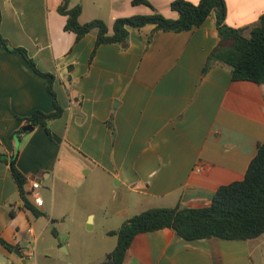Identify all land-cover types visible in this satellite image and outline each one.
<instances>
[{
  "label": "crops",
  "instance_id": "crops-1",
  "mask_svg": "<svg viewBox=\"0 0 264 264\" xmlns=\"http://www.w3.org/2000/svg\"><path fill=\"white\" fill-rule=\"evenodd\" d=\"M133 1L70 0V6H82L81 23L102 19L112 30L118 18L152 13ZM148 1L165 17H179L171 8L175 0ZM61 2L0 0L2 36L55 77L62 108L49 124L52 139L42 125L24 132L34 112L55 111L54 99L48 80L21 54L0 49V154L17 155L26 191L34 181L53 184L62 160H80L82 171L102 176L113 193H121L122 207L111 223L106 212L100 220L90 210L86 218L89 230L98 226L108 235L150 208L209 206L221 186L244 179L264 143V85L232 80L223 63L203 74L221 45L215 13L179 33L129 27L126 46L103 44L93 54L96 31L79 41L65 31ZM225 2L226 24L249 36L264 15V0ZM22 206L10 164L0 161V239L23 256L0 242V264H22L30 244L38 245L48 229L43 223L36 235L30 211ZM260 258L264 234L247 241H186L163 229L137 235L123 264H255Z\"/></svg>",
  "mask_w": 264,
  "mask_h": 264
},
{
  "label": "trees",
  "instance_id": "trees-1",
  "mask_svg": "<svg viewBox=\"0 0 264 264\" xmlns=\"http://www.w3.org/2000/svg\"><path fill=\"white\" fill-rule=\"evenodd\" d=\"M133 2L150 7L152 13L118 18L112 30L102 19L81 23L82 6L71 7L70 0H62L58 12L67 17L65 31L75 33L78 41L92 31H96L97 40L93 54L103 44L126 46L129 40V27L141 29L154 25V31L179 33L201 26L212 13H215L221 45L209 56L203 74L216 63H223L230 69L232 80L264 85V15L261 16L259 24L251 29L249 36H246L245 30L226 24L225 0H201L198 4L187 0H175L171 3V8L179 13L177 19L165 17L148 0ZM1 21L0 10V26ZM0 49L21 54L36 74L48 80V91L53 96L55 111L49 114L36 111L25 120L33 127L42 125L52 139L49 124L62 115V108L53 90L55 77L42 72L26 49L11 47L2 36L1 29ZM0 161L10 164L11 174L19 188L22 208L33 213L35 217L45 216V213L31 199L32 193L25 190L27 179L17 167V155L8 159L7 155L0 154ZM11 214L14 215L13 212ZM163 229L174 230L186 241L210 237H218L225 241H247L262 236L264 234V143L259 146L257 155L251 161L244 179L221 186L213 195L209 206L150 208L127 219L119 230L108 232L109 236L117 237V244L106 255L104 263L123 264L137 235ZM52 233L57 237L58 233L55 229ZM0 242L8 252L15 251V246L3 239H0Z\"/></svg>",
  "mask_w": 264,
  "mask_h": 264
},
{
  "label": "rangeland",
  "instance_id": "rangeland-1",
  "mask_svg": "<svg viewBox=\"0 0 264 264\" xmlns=\"http://www.w3.org/2000/svg\"><path fill=\"white\" fill-rule=\"evenodd\" d=\"M83 166L80 160H62L54 183L46 184L44 180L41 184L39 194L45 216L38 218L31 212L30 216L36 235L41 224L47 223L48 229L38 245L30 244L33 256L25 258L29 264L35 258L38 264H105L106 255L115 248L116 236L105 235L98 226L89 230L85 222L88 212L93 210L100 220L106 212L111 223L114 213L122 207L121 193H113L110 181L102 176L86 174ZM54 229L57 237L52 233ZM255 264H264V259L256 260Z\"/></svg>",
  "mask_w": 264,
  "mask_h": 264
},
{
  "label": "built area",
  "instance_id": "built-area-1",
  "mask_svg": "<svg viewBox=\"0 0 264 264\" xmlns=\"http://www.w3.org/2000/svg\"><path fill=\"white\" fill-rule=\"evenodd\" d=\"M201 169H199L198 171H200ZM41 188V184L38 181H34L32 182L30 188H29V192L32 193V197H33V202L35 203V205L37 207H42L43 206V200L41 199V196L39 194V189ZM28 256H33V252L30 251L28 253Z\"/></svg>",
  "mask_w": 264,
  "mask_h": 264
},
{
  "label": "water",
  "instance_id": "water-1",
  "mask_svg": "<svg viewBox=\"0 0 264 264\" xmlns=\"http://www.w3.org/2000/svg\"><path fill=\"white\" fill-rule=\"evenodd\" d=\"M34 130V127L33 126H31V125H27L25 128H24V132H26V133H30L31 131H33ZM15 254H17L20 258H22L23 256H22V253L20 252V250L17 248V249H15ZM23 264H26V260H24L23 259V262H22Z\"/></svg>",
  "mask_w": 264,
  "mask_h": 264
}]
</instances>
